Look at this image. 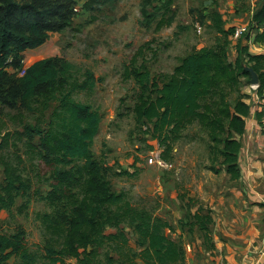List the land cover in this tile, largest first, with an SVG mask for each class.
<instances>
[{"label":"rangeland","instance_id":"1","mask_svg":"<svg viewBox=\"0 0 264 264\" xmlns=\"http://www.w3.org/2000/svg\"><path fill=\"white\" fill-rule=\"evenodd\" d=\"M217 1L152 0L147 23L142 25L140 21L145 20L140 12L142 0H61L59 3L66 6L61 7L62 14L66 15L61 22L66 26L49 32L47 40L33 48L41 49L42 58L57 57L59 63L71 64L73 67L64 73L63 92L76 84L83 85L72 90L70 98L91 105L100 114L91 149L94 157L108 167L112 190L123 192L134 206L167 220L173 227L168 234L177 237L187 249V244L191 249L193 245L195 249L216 248H209L207 241L216 225L214 222L209 225L210 236L196 226L191 227L194 213L208 215L210 211L220 227L217 214L222 216L228 209L224 212L216 204L225 206L234 202L237 207L249 201L248 193L240 181L228 183L230 177L223 167L219 146L214 145L208 136L209 130L198 122L182 132L174 144L171 161L164 162L157 141L144 133L147 123L136 114L139 97L153 93L143 91L133 76L125 78L124 71L145 64L150 83L156 81L160 87L182 57L224 38L212 21L215 12L212 6L216 8ZM227 50L228 60L233 62L234 46H227ZM30 60L33 58L27 60V67L32 63ZM7 68L9 74L19 77L17 70ZM241 82L230 98H235L238 92L249 97L248 92L256 89L246 78H241ZM17 85L14 82L9 88L8 101L0 99V141L4 133L12 135L0 150V181L4 178L3 161H6L25 187L14 192V202L9 208L0 209V234L20 231L23 246L36 259L32 264H39L44 261V248L49 244L39 215L53 209L46 196L54 178L51 167L39 154L38 136L28 139L24 127L60 128L57 114L61 112V90L41 91L39 99L30 101L27 109L14 94ZM79 164L81 161L76 160L70 166ZM234 216L237 217L236 214L228 216L224 224H231L233 230L229 233L236 235ZM120 230L138 250L136 235L126 224L106 227L105 234H117ZM116 242H105L92 264H108L105 252L117 258L113 250ZM65 261L76 264L75 258L68 257ZM19 262L14 254L6 260V264Z\"/></svg>","mask_w":264,"mask_h":264},{"label":"trees","instance_id":"2","mask_svg":"<svg viewBox=\"0 0 264 264\" xmlns=\"http://www.w3.org/2000/svg\"><path fill=\"white\" fill-rule=\"evenodd\" d=\"M49 1L52 0H0L1 101L11 98L8 91L14 82L18 84L14 94L27 109H30V101L39 99L41 91L47 88L61 90V112L57 114L60 128L24 127L28 139L38 136L39 154L51 167L54 178L46 196L53 209L39 215L49 239L44 248V261L39 264H70L65 261L68 257L75 258L76 264H92L99 249L109 240L117 241L113 247L117 258L105 252L108 264H182L185 246L177 237L168 234L173 231L172 224L144 208L134 206L123 192L112 190L107 176L108 167L94 157L91 149L100 114L91 105L70 98L71 91L83 85L76 84L63 92L66 85L64 73L73 66L59 63V59L53 57L33 62L19 77L6 71L7 66H11L18 73L22 69L23 51L41 46L49 32L66 26L61 22L66 16L62 14L61 7L66 6L59 3L61 0H53L52 4ZM151 2L142 0L140 12L142 18L145 17L140 21L142 25L147 23ZM213 19L217 31L224 38L215 45L202 46L182 57L173 72L161 81L160 87L156 81L150 83L145 64L125 68L124 77L133 76L143 91L153 93L152 96L139 97L136 114L147 123L144 133L157 141L162 150L160 158L164 162L171 161L174 144L182 132L198 122L209 130L208 136L214 145L219 146L222 164L230 180H238L239 138L244 133L250 106L244 100L248 96L239 94L238 89L235 98H230V93L236 86L242 85L241 78L250 82V73L244 70V62L258 75L256 92L264 89V54L253 55L248 52L247 46L237 42V56L231 63L227 46L233 29L222 28L217 12L213 14ZM250 24V29L262 27V31L255 35V41L264 45V0L262 6L253 12ZM1 127L4 128V125ZM11 136L9 132L3 134L0 150ZM76 160H80L81 164L70 166ZM3 162L0 209L9 208L14 202V192L25 187L10 163ZM210 213H194L190 226H196L210 236L209 225L213 223ZM121 224H126L136 235L138 250L128 243L122 230L117 234H105L106 227L117 228ZM207 241L208 247L212 248L211 236ZM13 254L20 259L17 264H32L36 260L23 246L20 231L0 234V264H6L7 258Z\"/></svg>","mask_w":264,"mask_h":264},{"label":"crops","instance_id":"3","mask_svg":"<svg viewBox=\"0 0 264 264\" xmlns=\"http://www.w3.org/2000/svg\"><path fill=\"white\" fill-rule=\"evenodd\" d=\"M262 4L263 0H218L216 8L215 5L212 6L214 11L220 15L223 29H233L234 33V29L238 26L248 28V33L240 38L234 37L233 34L228 36V39L232 41L229 45L234 46L235 52L231 63H234L237 56V42L241 46H247L248 52L253 55L264 54V45L255 41V35L262 31V27L250 29L252 14ZM212 21L216 28L213 15ZM218 34L220 35L219 32ZM37 49L23 51L22 60L26 63L32 57L33 60L30 61L33 63L42 59L41 49ZM6 71L10 72L8 68ZM248 94L249 97L245 99V102L249 104L250 112L245 118V130L240 137L241 148L237 161L240 178L230 180L228 183L240 181V185L242 184L244 191L248 193L249 201H244L237 207L234 202L225 206H219L217 203L216 207L220 210L224 212L228 210L222 216L217 214L220 227L215 218L213 220L217 228L212 231L211 242L214 244L212 248H216L214 250H208L206 247L195 249L193 245L191 249V245L187 244L188 249L185 247V260L182 264H253L260 253L264 257V89L260 93H257L255 89ZM234 214L237 215L233 217L235 218L236 235L229 233L233 230L231 224H224V220Z\"/></svg>","mask_w":264,"mask_h":264},{"label":"built area","instance_id":"4","mask_svg":"<svg viewBox=\"0 0 264 264\" xmlns=\"http://www.w3.org/2000/svg\"><path fill=\"white\" fill-rule=\"evenodd\" d=\"M247 32V28L245 26H238L234 29L233 36L236 38L242 37ZM22 62V69L18 71V75L22 76L25 72V69L27 68L26 63L24 60ZM254 89L257 87V85H253ZM253 264H264V257L263 254L260 253V256L257 258V260Z\"/></svg>","mask_w":264,"mask_h":264},{"label":"water","instance_id":"5","mask_svg":"<svg viewBox=\"0 0 264 264\" xmlns=\"http://www.w3.org/2000/svg\"><path fill=\"white\" fill-rule=\"evenodd\" d=\"M244 70L250 73V84L258 85V75L250 66H245Z\"/></svg>","mask_w":264,"mask_h":264}]
</instances>
